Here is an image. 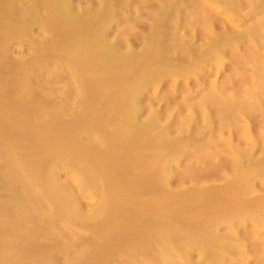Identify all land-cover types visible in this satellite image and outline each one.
<instances>
[{
  "label": "bare ground",
  "instance_id": "bare-ground-1",
  "mask_svg": "<svg viewBox=\"0 0 264 264\" xmlns=\"http://www.w3.org/2000/svg\"><path fill=\"white\" fill-rule=\"evenodd\" d=\"M26 1L30 2L29 8L31 10L25 9L29 11L24 10L25 13L14 10L13 3H17L18 0H2L0 2L3 9V11L0 10L2 11V14L0 13V54L4 53L7 44L11 40H17L20 44L25 43L32 30V25L38 24L43 35L40 34L41 36L37 38L40 43L35 42L38 47L36 45L37 48H34L38 53L35 52L37 59L34 55V61L38 60L40 62L42 60L44 63V59L47 60L52 57L53 60L66 65L69 73L64 72L68 76L70 74L73 78L75 76L79 77V80L82 81H80V87L83 93H81V100H79V102L81 101V104H79H83L82 107L80 106V110H83V113L81 112L82 116L80 114L79 118L71 119L68 122H57L54 118L50 120L54 119L56 121L50 122L48 120L47 122L52 125H48L51 126L50 128L53 129V126L56 125V128L59 129L51 132L49 130V134H47L49 128L45 131V133L47 132L45 136L47 135L50 143L45 149L54 158L68 160L67 163H70L71 160L73 162L77 160L79 167H82L83 170L80 171L86 172L87 175L89 173L93 183L95 182L94 179L103 182V185L100 186L103 187L102 189L105 192L102 195L105 200H103L104 203L102 201L103 206L97 208L99 212L96 215L97 218L104 219L103 221L105 224L107 222V225H105V228L103 227L104 230L98 231V234L104 232L102 233L104 234L103 237L113 240L111 242L107 239L112 245L113 242H117L118 246L121 242L128 243L127 241H131L135 235L132 236L131 234L135 232L130 230V222L127 223L124 219L127 217L129 219L127 215L131 210L127 212V208L130 206L133 208L139 206L138 208H140V202L146 201L148 203L155 197L153 195L154 197H151V199L149 197L148 200L144 201L146 199L145 195H142L144 193L153 192L159 195V192H162L155 186V182H159L160 176H163L164 170L162 171V169L168 164L167 162L176 160L180 156V149L190 142V161H196L200 163V166L209 161L214 163L209 165L210 169L205 170L201 167V169L196 170L200 178H221L223 175L228 178L215 184L216 186L213 189L197 191L192 189L190 191V209L193 208V205L201 203L199 199L203 196L205 197L202 198V202L207 201L208 205L205 210L209 209L205 211L207 214H201L205 217L197 215L202 217L204 223L200 218H197L203 224L201 222L196 223L199 220L194 217L195 212L199 213L196 209H199L198 206L201 207V205L190 211V213L195 211L193 214L191 213L193 216H190V218L197 219H193L195 222L192 220L193 224H190V231L188 230L190 232V236L187 235L190 238V253L193 249H197L199 260L204 258L211 264H227L226 259L234 257V253L238 252L245 258L242 264H248L249 256L242 255L248 241L253 251L259 256L256 255L258 258L255 264H259V262L264 264V237L260 236L264 233V0H190L189 5L186 0H126L127 2L125 1L124 4H120L117 0H102L97 7L89 6L92 8L85 7L80 11L72 9L70 0ZM23 2H19L20 5ZM26 3L22 6L23 9L27 6ZM14 11L24 15L21 16ZM26 12L29 14H26ZM120 14H126L125 23L129 26L127 33L134 37L133 39H131V36H129L131 37L129 39L128 36L125 38V41H127L125 50L123 42L122 50L121 42L115 39V41H112L113 39L108 38L112 24L119 23ZM143 14H148L149 17L145 15L144 17H148L147 20H141L142 26L138 27V32H135V35L134 33L131 34V29H134L131 23L134 22L135 25V22H139L137 20ZM40 37L41 39H39ZM49 38L51 42L44 46ZM228 64L229 67L226 66ZM5 66L8 67L7 64ZM11 68L12 66L9 65V69ZM24 70L26 71H21V76L23 77L24 86L28 88L26 87V90H24L23 87V92H27L30 87L28 84L26 85L28 81H25V77L28 76L30 70ZM222 72H225V75L218 79ZM212 73L218 78L212 79ZM3 74L0 72L1 86L11 82L10 77ZM172 79L177 80L176 82H170ZM178 83H181L183 88L178 86ZM21 85L23 86V82ZM167 85H171V90L167 88L169 90L167 94H162V99L159 101L161 105L164 103L162 108H153L155 104L152 108L147 106L148 109L144 108V105L142 106L141 101L148 95L149 90L161 91L160 89L167 87ZM176 87L181 88V90L179 88L175 89ZM177 90H180V93ZM23 92L18 93L19 99H21ZM16 94L11 96L10 93L6 97H10L9 100L14 101L18 99ZM153 94V98L156 97V93ZM164 94L165 96H163ZM14 95L16 99H13ZM150 96L148 95V97ZM177 96H181V100L179 105L174 106L176 111L173 107L172 109L179 115L183 108H188V114H180V117L177 115L178 118H176L174 113L165 122H161L165 119L161 118L171 108L169 104ZM2 98L3 95L0 97V121L4 120L7 123L6 120H9L14 123V125L10 123L15 128V130L13 128V131L19 130V133H14L11 128V130H8V128L5 129L4 136L0 134L1 140L5 141L4 144L8 142L6 145H9V142H11V147L17 138L23 137L14 134H21L20 132H23L24 129L26 133L28 132L26 128L22 127L23 129H20L21 126L31 128L30 123L27 120L25 121L23 117L26 118L29 115L32 117L34 114H30V112L28 114L27 112L28 116L24 115L27 109H25L22 99L20 101L19 99L16 100L19 103L12 101L14 104L11 105L12 102L5 100L6 103H4ZM46 106H42L40 111L49 110L54 113V109L48 106L45 108ZM23 107L24 110H22ZM7 110H10L11 113L8 112L11 116L7 113ZM144 111H146L144 114L146 117L142 114ZM20 115L24 120L17 119V116ZM141 115L144 116V120H140ZM15 117H17L16 122H14ZM9 118H13L14 121ZM179 121L183 125L187 121L190 122V126L186 125V128L190 127L188 128L190 133L186 130L185 133H188L185 137L172 138L170 134L176 129ZM55 123L58 124V127ZM2 124L0 128L3 127ZM10 124H8L9 127ZM85 134L87 136L89 134L91 136L95 135L94 143H97V145L103 144V149H100L101 147L99 148L97 145L96 147L99 150H96L95 146H92L95 148L93 149L79 144V137ZM84 137L86 136H82L81 139ZM235 137L237 142L234 139ZM12 138L14 141L11 140ZM24 138L26 139V136ZM17 141L16 144H18ZM16 144V149H18L19 144ZM149 168H154V170L148 173L151 170ZM190 169L191 174L195 168L192 166ZM136 170L140 171H137V177L135 176ZM143 170L148 172L143 173ZM132 171H134L135 178H133V175L130 178V172ZM44 174L40 175L38 180H41L40 182L44 183L45 186L51 187L49 174H46V176ZM127 174L130 176L128 177ZM193 174L197 175L195 172ZM141 182L148 183L142 185ZM151 182L154 184H151ZM147 184L151 187L149 185L148 188L145 187ZM157 186H159L158 183ZM135 197L138 199H134ZM139 197L140 199L143 198V201H140ZM137 200L138 202H136ZM155 200L152 199V201ZM196 200L197 202L194 203ZM156 202H152L153 207L150 206L149 209L151 212L144 207L147 204L144 203L142 213H145L144 211L149 213L159 211L158 208H161V206H158ZM136 203L138 204L136 205ZM120 204L126 207L127 212V215H121L122 218H119V214L124 212ZM204 205L206 204L202 206H207ZM110 206L111 209H109ZM114 208L121 210L115 211ZM151 208L154 210L153 212ZM97 210L93 212L94 215ZM106 210L112 212L109 213ZM103 211L109 214L108 216L106 213L107 220H105L106 217L102 218L105 215ZM136 211L138 212V209ZM141 211H139L140 214H142ZM201 211L204 212V208L202 210L201 207ZM100 212L101 214L103 212V214L101 215ZM135 212L132 214L131 211V221L133 218L136 219ZM94 215L93 217H95ZM110 215H115L116 221H113L114 218L111 219L113 216L110 218ZM116 216H118V220ZM109 218L111 219L110 222L108 221ZM135 219H133L131 225L133 227L137 225L140 228L141 224L138 225L140 219L137 216L138 223ZM152 221L149 227H151ZM155 221L159 222L154 219L153 225L161 231V228L159 229L161 225L158 226ZM231 222L235 227L232 226ZM83 223L80 225L85 226L86 224ZM236 224L240 225L236 226ZM253 224L258 225L257 230L246 234L248 239H245L247 241H240V247L243 245L240 249L233 250L231 246L237 242L233 232V237L229 236L231 235L230 232H226L227 235L218 232L219 226H225L239 235L238 233H241L242 228ZM153 225V229H156ZM102 226H104V223ZM101 227L97 226V229H95L101 230ZM106 227L107 232L105 231ZM137 227H134L137 232L143 228L142 226L137 230ZM185 227L188 228V226ZM175 228H177L176 225L171 229ZM168 230L166 229V233L162 230L165 236L170 231ZM188 231L184 232L188 233ZM143 232L144 234L137 233V239L140 238L138 234H141L139 235L141 237L145 234L149 235L145 230ZM184 232L182 234L185 236ZM177 234L175 232L174 235L169 236L176 237ZM146 235L144 239H146ZM180 236L176 238H182L183 243L184 240H189L186 236V239L183 238L184 236ZM136 237L134 236V238ZM174 237L172 238L175 239ZM134 238L132 241L135 245L136 243L140 245L147 243L143 238L140 239L144 242L140 241L144 244ZM148 238H150V235ZM150 239L147 241H150ZM173 239L172 242L177 244L178 239L177 242ZM150 243L152 244V241ZM121 244L119 245L120 248L124 247L121 250H127L126 246H121ZM151 244L147 243L145 245L149 246ZM180 244L177 247L175 246L177 250L180 249H178ZM185 244H187L186 241ZM126 245L128 248V244ZM146 246L142 247L145 248ZM106 247H103L105 249L102 254L104 255V251L107 249L108 255L105 251L106 256L104 255V257L108 256L110 258L111 256L113 258L109 251L111 248ZM137 247L136 245L131 249L136 248L137 250L139 248ZM31 248L29 255H34L33 253L36 252L37 248L34 247L35 252L32 251V253L31 250L34 248ZM144 248L142 249L144 250ZM147 249L145 250L147 251ZM143 250L141 251L143 252L142 256L139 250H137L140 253H138L139 255L134 251L133 253L141 257L145 256V258L152 255L148 253V256H146L147 253H144L146 251ZM102 254L97 253L95 258L100 257V260H95L104 262L108 259H105ZM99 262L98 264H100Z\"/></svg>",
  "mask_w": 264,
  "mask_h": 264
},
{
  "label": "rangeland",
  "instance_id": "rangeland-1",
  "mask_svg": "<svg viewBox=\"0 0 264 264\" xmlns=\"http://www.w3.org/2000/svg\"><path fill=\"white\" fill-rule=\"evenodd\" d=\"M117 1H119L120 4L121 3L124 4L126 0H117ZM186 1L188 2L187 4L189 5L190 0H186ZM0 2H2V0ZM19 2L20 3L23 2L22 5H20ZM70 2H71V7H73L72 9L74 11L76 10L80 11L82 10V8L84 9L85 7H89V6L97 7V5H99V2H102V0H70ZM24 3H26L27 6L24 7L23 9L22 6H24ZM13 4L12 5L14 6V10L15 9L17 11L19 10L18 12L20 13H25V11L31 10V8H29L30 7L29 1L18 0L17 3H13ZM134 4L136 3L134 2ZM153 5H154V1H153ZM89 8H92V7H89ZM1 9L2 7L0 6V10ZM25 9H28V10H25ZM2 11H0L1 14H2ZM185 11H187V9H185ZM14 12L16 13V11ZM18 12L16 14L21 15ZM28 12H26V14H29ZM125 15L124 14L119 15L120 16L118 18L119 23H117L119 25H117L116 23H113L112 29L109 30V36H108V38L110 37L109 38L110 40L113 39L112 41L117 40L121 42L120 44L121 49L123 48V45H124V50L125 48H127L126 46L127 44H125L127 43V41H125V38L127 36H128L127 37L128 39L131 37H132L131 39L134 38L132 35H129L130 33L129 34L127 33L129 26L127 25V23H125L126 22ZM145 15L148 16V14H145ZM145 15L143 14L142 15L143 17L141 16V18L137 20L139 22L137 23L135 22V25H134V22L131 23L134 26V29H131V34L134 33L135 35L136 34L135 32H138V29H139L138 27L142 24V21H144L146 18L149 17V16L144 17ZM32 26H33L32 30L29 33L30 35H28L27 37L28 40L25 43L23 42L22 44H20V42L18 43L17 40H16L17 42L14 40H11L7 44L4 53L0 54V72L4 73L3 75H8L11 81V82L9 81L10 83H6V85H2V86L0 85V97H2L3 95L2 99H4V103H6L5 100L12 102L13 100H9L10 97H6V96L10 95V93H11V96L12 94H15V93H17L16 96L19 95L20 94L19 92L21 91L23 92V87H24V90H26L25 88L27 86L26 87L24 86L25 84L23 81V77L21 76V73H22L21 71H26L24 69H28V71L30 70V73L27 76L28 78L25 77V81L26 82L28 81L26 85L28 84L30 88L29 90L27 89L28 90L27 92L25 91L26 93L25 92L22 93V95L23 94L24 95L23 97L21 95V99L23 101L21 102L24 103L23 105L24 107H26L25 109H27L24 115L28 116L29 112L30 114L32 113L34 114V115L32 114L33 116L31 115L33 118L30 117V115L29 117H26V118L25 116L23 117L25 121L27 120V122L30 123L31 125L30 127L31 128L34 127V128L28 129L27 126L26 127L21 126L20 129L26 128L28 132L26 133L24 129L23 132L20 130L21 134H14L16 136L22 135L23 137H20V138H24L26 136V139L24 138L25 140L21 139L17 141L20 138L16 139V137L13 136L19 145L16 144V141H15V143L11 145L10 147L11 142H9V145L8 144L6 145V143L8 142L4 144L5 141L3 142L2 141L3 139L1 140L0 138V264H98L100 257L98 256L99 258H95V256L97 253L101 255L103 250L105 249L103 247H106V246L108 247V249L111 248V250L109 251L113 258H111V256L110 258L108 256L104 257V255L106 256L105 251L107 253V249H106L104 251V255L103 254L102 255L105 259L106 258L108 259L105 260L102 258L105 261L99 262L100 264L101 263L102 264L103 263L105 264H190V263L191 264H195V263L196 264L197 263L198 264H211L207 259L201 258L202 260L204 259L203 260L204 262L202 260H199L200 257H199L197 249H193L190 253V238H188L187 236L190 234L189 232L190 224H193L192 220L193 219L195 220L198 217L197 215L200 216L202 213H205V211L209 210V209L205 210V208H207L208 205H207L206 198H205L206 202H202V198L205 197L203 196L200 198L201 200L199 199L201 203L199 202V204L198 203L196 204L201 205L202 210L204 208V212L201 211L200 206L193 205L192 206L193 208H197L196 206L199 207V209L198 208L196 209V211L197 212L199 211V213H196L194 211L195 212V213L193 212L194 217L196 218L192 217L191 219L190 216H193V215H191L192 212L190 213V211H193L192 210L193 208L190 209L191 207L190 206V191L192 189L194 191L202 190V189L208 190L211 188L213 189L216 186L215 184L221 181H225L228 178L224 175L221 178H211V177H207V178L201 177L200 178L198 171L196 172V170L199 168L201 169V167H203L205 170H207L208 168L210 169L211 167H209V165L214 164V163L213 161L212 162L209 161L205 163L203 166H200V163L193 161V160L190 161V142L184 145L183 148L180 149L179 151L180 156L176 159L177 161L172 160L170 162H167L168 164H166L164 169H162V171L164 170V172L162 174L163 176L162 177L160 176L159 178L160 183L157 181L155 182V186L158 187V190H161L163 193L159 192V195L158 193L154 194L153 192H152L153 194L150 192H147L146 194L145 193L142 194L143 196L145 195L144 197H146L144 201L148 200L147 198L150 197L151 199V197H154V196L155 197L152 199L155 200L159 196V198H157V200L155 201H157L156 203L158 206H161V208H158L160 210L157 211L158 210L157 209L155 210L157 212L154 213L153 212L154 210L151 208L153 213H149L151 212L149 210L150 206L153 207L152 204L155 202V201H152V199L151 200L149 199L150 200L149 201L150 203L148 202L149 204L146 201L142 202L143 204L140 202L139 203L141 205L140 208H138L139 206L138 207L136 206L138 203H136L135 205L136 207L134 208L131 206L130 207L127 206L128 207L127 212L131 210L132 214L138 209V212L137 211L135 212L136 219L133 218L132 215L131 217L135 219L136 222L138 223L137 221V216H138V219H140L139 220L140 222L138 223V225L141 224L140 228H142L143 226L142 229H144L147 234L149 233L151 239L148 238L149 235L147 236L146 234H145L146 239H144L145 235H142L141 237L139 236L141 234H138V237L143 238L149 244H151L150 242L152 241L151 245L146 246L147 243H145L146 244L145 245L142 239L140 238L137 239L136 237L137 233L141 232L144 234L143 232L144 230L141 231L142 230L141 229L139 230V232L136 231V229L134 228V227H137L135 220H134L135 222L134 224L136 226L133 227L131 225L132 224L131 222L133 221V219L131 221V218H130L131 211L128 213L129 215H127L126 207L124 206L125 207L124 208L123 205L120 204V206L122 207L121 209H123V211L126 214L124 212H121L119 214L120 216L118 215L119 218H122L121 215L129 216V219H127L128 217L124 218V216L123 218L126 219L127 223L130 222L129 223L130 230L135 232V233H132L131 231L132 234L131 233L130 234L132 236L133 234H135L134 236L136 238H134L133 236L134 239L143 241V242L141 241L140 242L143 243L144 245H140L136 243V245L139 247V248L137 247L138 248L137 250H139L140 253H142L141 254L142 256L143 252L141 251L143 250L142 248H144L142 246H146L147 248L149 247L150 250L149 248L147 249L145 247L143 251H146L145 249H147V251L148 250L149 251L144 252V253H147L146 256H148V253L152 254L153 256L150 254L149 255L151 257L149 256L146 258L145 256L143 257L138 256L140 253L136 250V248L134 250L131 249L132 247L134 248L136 246L132 241L133 238L131 240L132 244L130 243L131 241H127L128 243L121 242L123 245L120 243L121 246H126L125 248L127 249V250L123 249L124 251H122L121 249L124 247L120 248L119 246L120 244L117 246L118 243L113 242V245H112L111 242L113 240L105 236L103 237L104 234L102 233L104 232L102 233L100 232L104 230L103 227L105 228V225H107V222L105 224V222L103 221L104 219H101V217L99 216L101 212L98 215V217L100 218H97V215H96V213L98 214L99 212L97 208L99 209L101 206H103V203H104L103 200H105L103 199L104 197H102V195H104L105 192L102 189L103 187L100 186L101 184L103 185V182H101V180L99 179L98 180L94 179L95 182L93 183L92 181L93 179H91V176L89 173L88 175L90 178L88 177L86 172H81L83 170L81 169L82 167L81 168L79 167V163L77 162V160H74V162L76 161L75 163L72 160H71L72 162L70 161V163H67L69 162L68 160H66L65 162H61L59 160L57 161L56 160L57 158L52 157L53 155L50 153L48 154V151L45 149V147L46 146L48 147L49 146L48 144H50L48 141L47 135L45 136V134L47 133V132L45 133V131L49 128L47 130L48 131L47 134H49V130L51 132L53 130L59 129V128H56V125L53 126V129L50 128L52 125L47 122L48 120H50L51 118H54L57 120V122H60V121L68 122L71 119L74 120V118L75 119L79 118L80 114L82 116L83 110L82 111L80 110V106L82 107L83 104L80 105L81 101L79 102L82 96L81 93H83V91L81 92L82 89L80 87L82 81L79 80V77L77 78L75 76V78H73L71 77L70 74L68 76L67 73L64 72L66 71L69 73L68 69H66V65H64V63L62 64V62L60 63V62H57L56 60H53L52 57L51 58L49 57L47 60L44 59V63L42 60H40V62L38 60L34 61L33 58L36 57L37 59L36 53H38L37 50L35 51V49L38 47V44L37 43L35 44V42L40 43V41L37 38L43 34H41V30L38 27V24H34ZM39 39H41V37ZM46 42L47 43L44 42L45 44L43 43L44 46L48 45V42H51V39L49 38L48 41ZM43 44L41 45L43 46ZM5 64H7L8 67H6ZM9 65L12 66L11 69H9ZM226 66L229 67V64ZM214 75L215 74L212 73L211 75L212 77L211 76L210 77L212 79L218 78L217 76H214ZM223 75H225V72H222L218 79H221ZM211 78L210 80H212ZM176 80L177 79H172L170 82H173V81L176 82ZM21 81L23 82V86L21 85L22 84ZM178 84H179L178 86H181V83H178ZM181 87L183 88V86ZM167 88L171 90V85H167V87L165 86V88L160 89L161 91L157 90L155 92V89L149 90L147 94L149 96L151 95L150 97L152 98L146 95L145 98L142 99L143 102L141 101L142 106L144 105L143 107L148 109V107L151 106L152 108L155 104L153 108H157V109L162 108L164 103L162 102L163 104L161 105L159 101L162 99L161 98L162 94L163 93L167 94V91H169L167 90ZM178 88L179 87H176L175 89H178ZM179 89L181 90V88ZM180 90L179 91L177 90L178 93H180ZM153 93H156L155 95L156 97L154 98H153L154 96ZM163 96H165V94ZM13 97H12L13 99H16L15 95ZM17 97L18 99L20 98V96H17ZM146 97L149 98L147 101H146L147 99ZM180 97L181 96L179 97L177 96V98L174 99V101L173 100L172 102L171 100L169 101V103L171 102V104H169L171 105L170 106L171 108L168 110L169 112L167 111L168 114L167 113L165 114L166 117L164 115V117L161 118V119L165 118L164 120H161V122L162 121L165 122L166 119L170 118L169 116H171V114L175 113L176 110L174 109V106L179 105V102L181 100ZM21 99H19V101ZM13 102L10 104L13 105L14 104ZM46 105L54 109L55 110L54 113L49 110L40 111L42 106H46ZM47 106L45 108H47ZM24 107L22 108V110H24ZM172 107L175 111L172 109ZM11 108L10 110L13 112ZM10 110H7V113H9ZM182 110L183 111L180 112L179 115L175 113L176 118L180 117V114L181 115L188 114L187 113L189 110L188 108L187 109L183 108ZM145 112L146 111H144L142 114L144 115ZM20 116H17L18 118L15 117L14 119L15 121L13 120V118H9V119L10 120L12 119L14 122H16L17 119L24 120L22 116L21 117ZM144 116L141 115L140 120H144L145 119V118L143 119ZM54 119H52V121H56ZM1 121L0 123L1 124L3 123L2 124L3 127L1 128L4 129V130L3 129L1 130L0 128V131H2L0 134H2V136H4L3 133L5 129L7 130L9 128L8 130L12 129V132H14L13 131L14 127L11 126L13 122L9 120H6L7 123L4 120L2 122ZM52 121L50 120V122ZM29 123H28V126H29ZM8 124H10V127ZM7 125L8 127L6 128ZM12 125H14V123ZM48 125H51V126H48ZM186 125L190 126V122L187 121L186 124L183 125L179 121L178 124L176 125L177 130L174 129V131H172L170 136H172V138L173 137L175 138L185 137L188 133V132L185 133L186 130H188L190 133V129H188L190 127L186 128ZM15 127L17 130L16 125ZM57 127H58V124H57ZM18 131H15V132L17 133ZM82 136H86V137L81 139ZM82 136L79 137L78 139L80 140L79 144H82V146L84 147L86 146L87 148L88 147L93 148L92 146H95V148L101 147L100 149H103L102 148L103 144L97 145V143L96 144L94 143L95 141L94 139H96L95 135L91 136V134H89L87 136V134H85ZM188 136L190 138V134ZM234 139L236 140V137ZM11 140H13V138ZM46 141H48V143H46ZM15 144L18 145L17 146L18 149H16ZM96 150H99V149L97 148ZM192 166L195 168V170L193 169V171L198 176L197 175L195 176L193 174L194 172L190 174V170H191L190 167L192 168ZM149 170H148L149 172L148 171L147 172L151 173V171H153L154 168H149ZM137 171L138 170L135 171L136 172L135 176L137 174ZM39 172L43 174L45 173L44 174L45 176L46 174H49L48 176H49L50 182L53 185L50 191L47 190L44 183L40 182L41 180H38L39 176L43 175L41 173L37 175ZM132 172L133 174H131ZM132 172H130L131 176L128 175L129 173L127 174V176L128 177L130 176V178H132V175H133V178H135L134 171ZM142 172L144 173L145 171L143 170ZM141 183H143L142 185H144L148 182L146 183L141 182ZM157 183L159 184L160 188L159 186H157ZM151 184H154V183L151 182ZM148 185L149 184L145 185V187H147ZM149 186L151 187V185ZM136 198L137 197H135L134 199ZM142 199H140V201H143ZM176 201H179V202L177 203ZM136 202H138V200ZM195 202H197V200L194 201V203ZM144 203L145 204L147 203L146 206L144 207L147 208L149 212L144 211L145 213H142L141 210L144 209V207H142L143 205H145ZM203 204H206L207 206L204 205L206 207H203L202 206ZM117 206L120 207L119 205ZM115 208H114L115 211L121 210V209L116 210ZM109 209H111V206ZM95 210L97 211L95 212V215H94L93 212ZM106 211H109V213H111L113 209L112 211L111 210H106ZM106 211H103L105 215L107 213ZM139 211H141L143 216L142 214L139 213ZM92 214L95 217H93ZM205 214H207V212ZM105 215H103L104 217L102 216V218L106 217L105 220H107V217L109 216V214L107 213L108 216L107 215L105 216ZM111 216L113 217L111 218ZM114 216L115 215H110V218L113 219ZM118 216H116L117 220L119 219ZM202 217H205V216H202ZM202 217H198V218H200V220L203 221L204 223V220L201 219ZM110 218L108 219L109 222L111 220ZM154 219L159 221L158 223L155 221V223L158 226L160 225L163 226V227L161 226L159 227V229L161 228L160 229L161 231L157 230L158 227L153 225ZM200 220L198 222L196 221V223L201 222ZM82 221L83 222L85 221L84 222L86 224L85 226L80 225L83 223ZM113 221H116L115 218ZM151 221H152L151 224L154 227H156V229H153L152 225H151L152 228L149 227ZM103 223H104V226L101 227ZM203 223L201 222V224ZM174 225H176L177 228L171 229L173 228ZM233 225L234 224L232 223V226ZM238 225L240 224H236V226ZM97 226H100L102 229L100 228L101 230H96ZM169 226H170V229H169L170 231L168 230ZM185 226H188V228ZM257 227H258L257 224L248 225L244 228L241 227L242 234L238 233L239 235H237L235 234V231H232L230 228L225 227V226H219L218 232L224 235L228 234L226 232H230L231 235L229 236L231 237H233V233H234V238L237 239V242H235L234 245H231L234 250V249H240L241 247H243L242 244H241L242 246L240 247V243H241L240 241H247L245 240V239H248L246 238L248 237L246 236V234L256 231ZM138 228L139 227H137V230ZM166 229L169 231L167 232L168 235L166 234V236H168L167 238L165 234H163L162 232L163 230L166 233ZM156 230L158 231L157 233L159 235L156 233ZM181 230H183V232L184 231L187 232L189 230L188 233L184 232L185 236L189 239V240H184V243L182 241V238H180L181 237L180 235H182V237L184 236ZM98 231H100L99 234H98ZM105 231L107 232V227ZM175 232L178 233L177 235L180 237L176 238L178 236L175 235L176 237L172 236L175 238L173 239L170 236L171 234L174 235ZM180 232L181 234H179ZM263 235L264 233L260 234L261 237H264ZM185 236L183 238L186 239ZM107 239H109V241L111 240V242H108ZM148 239H150V241H147ZM172 239L176 242L178 239V242L180 241V243L181 242L182 243L180 244L177 242L176 244L175 242H172ZM185 241L187 244H185ZM114 243L120 249L117 248ZM126 244H128V248ZM178 244H180L178 246V249L179 248L181 249V250L179 249L180 251L176 249ZM249 244L250 243L247 241L245 245V250L242 252V255L249 256V260L247 261L248 264H255L256 263L255 261L257 260L259 256L253 251V249L251 248V245ZM31 247L37 248L36 252L34 251L35 248L31 250V253L32 251L35 252L33 253L34 255H29V251L30 249H32ZM133 251L134 253H137V254L139 253V254L135 255ZM238 256L240 258H237ZM243 257L244 256H241V253H238V252L236 254L234 253V257L227 258L226 263L227 264H242L244 263V260H245V258ZM24 258H35V259L25 260ZM149 258L151 259L154 258L156 261L154 259L149 260ZM95 259H99V260H95ZM259 264L261 263L259 262Z\"/></svg>",
  "mask_w": 264,
  "mask_h": 264
},
{
  "label": "water",
  "instance_id": "water-1",
  "mask_svg": "<svg viewBox=\"0 0 264 264\" xmlns=\"http://www.w3.org/2000/svg\"><path fill=\"white\" fill-rule=\"evenodd\" d=\"M56 160H59L61 162H65L66 161V160H61V159H58V158ZM49 183L51 184L50 179H49ZM51 187H52V184H51ZM51 187L50 186L49 187L46 186L48 191H50ZM24 259L25 260H34L35 258H24Z\"/></svg>",
  "mask_w": 264,
  "mask_h": 264
}]
</instances>
